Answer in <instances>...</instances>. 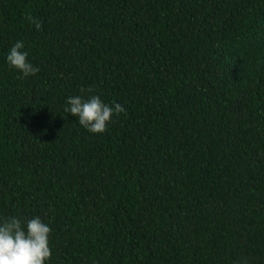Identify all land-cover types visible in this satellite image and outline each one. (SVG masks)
Instances as JSON below:
<instances>
[{
  "label": "trees",
  "instance_id": "trees-1",
  "mask_svg": "<svg viewBox=\"0 0 264 264\" xmlns=\"http://www.w3.org/2000/svg\"><path fill=\"white\" fill-rule=\"evenodd\" d=\"M78 95L126 111L91 133ZM9 217L45 264H264V0H0Z\"/></svg>",
  "mask_w": 264,
  "mask_h": 264
},
{
  "label": "clouds",
  "instance_id": "clouds-1",
  "mask_svg": "<svg viewBox=\"0 0 264 264\" xmlns=\"http://www.w3.org/2000/svg\"><path fill=\"white\" fill-rule=\"evenodd\" d=\"M30 22L40 29L37 19L32 18ZM23 48V42L17 41L7 55V62L25 77L35 75L39 69L28 62V53L21 51ZM67 105L65 112L78 117L79 124L91 133H104L113 115L126 111L119 103L110 106L96 95L87 100L79 95L68 97ZM50 231L38 217L26 222L17 217L7 218L0 223V264H45L52 255L48 241Z\"/></svg>",
  "mask_w": 264,
  "mask_h": 264
}]
</instances>
